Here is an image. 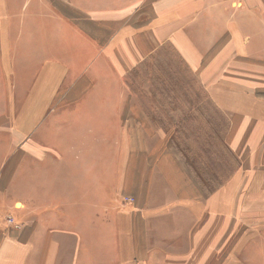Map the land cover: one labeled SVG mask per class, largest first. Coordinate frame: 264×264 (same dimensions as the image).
Returning a JSON list of instances; mask_svg holds the SVG:
<instances>
[{
    "label": "rangeland",
    "instance_id": "1",
    "mask_svg": "<svg viewBox=\"0 0 264 264\" xmlns=\"http://www.w3.org/2000/svg\"><path fill=\"white\" fill-rule=\"evenodd\" d=\"M232 7L229 14L235 20L237 18L239 20L240 25L237 27L235 24V32H243L242 42L249 43L248 56L232 53L222 56L221 54L201 56L195 50L186 51L185 54L169 45L161 48L160 55L135 56L132 54L135 49L134 43L129 40L112 39V31L105 34L103 40L91 38L88 41L89 45L85 44V41L83 43V41L72 40L76 55L80 53L78 51L81 48L88 46L91 50L90 58L94 67V78H96L92 95L98 101L95 107L101 105L104 112L106 111L105 114L100 115V119L107 125L106 143H111L115 139V143L110 146L115 150L107 149L105 158L116 164L122 161V166L118 168L113 164L107 165L106 173L100 183H96V179L90 180V199L85 201L88 204L85 207L90 208V225L87 227L88 232L85 236V232L80 230L81 224H78L80 219L75 220L73 217V226L79 228L76 230L79 232H73L77 238L75 242L80 239L82 233L86 239L94 238L98 230L94 231L93 226H100L99 231L104 230L110 222L108 213L112 208L119 211L120 208L129 207L127 202L132 198L122 196L118 199L115 185L119 176L123 175V171L129 178V173L132 171H130V161L127 160L130 158L132 160L133 149L138 144V168L146 171V176L151 177V173H153L152 176L158 173L153 177L156 180L159 179L161 168L154 169L153 165L160 163L161 159H177L186 167L183 169L187 171L189 179L197 183L203 198L209 200V197H212L213 205L216 202L217 208L214 211L215 208L211 209L206 200L207 204L203 213L206 215L204 223L208 226L212 224V228L214 225L218 228L214 232L218 240H216L217 252L212 254L216 260L207 261L209 251L214 249L210 247L213 243H207L213 232L207 231L202 233L204 237L200 235V240L204 239L201 248H198L201 258L194 257L192 253L184 259L185 264H264V0L260 3L250 1L244 3L243 7H239L236 3ZM40 10L43 12L44 32L37 34L38 26L34 24V9H26L27 59L30 58L29 52L34 46L39 48L44 45L46 50L50 51L54 46L53 41L63 44L62 40L51 39L52 41L47 42V38L59 23L53 19L55 16L49 13V9L40 8ZM15 11L16 9L14 13ZM23 14V12L19 15L15 13L16 16ZM247 20L249 24H246ZM14 27L15 25L12 27L13 30ZM15 28L17 31V26ZM196 34L197 27L191 31L192 36ZM158 42L160 41H155V43ZM193 45L195 48L194 43ZM101 50L105 54L102 56L104 58L93 66L95 57ZM83 58L81 56L82 63ZM124 68L127 70L119 75ZM213 79H217V84L221 85L225 94L219 96V90L213 86L216 84ZM219 97L222 99L227 97L234 102L227 103L229 100H224L225 104L217 103L215 99L221 100ZM113 106L116 107L115 115L113 111L109 113V109ZM12 108L11 116H16L17 110L13 105ZM6 121L8 120L5 118L0 120V123L2 122L0 159H3L0 178L9 167L10 174L8 182L0 187V222L5 226L1 229L3 233L13 238L17 235V232H14L17 227L8 222V218H12L18 225L20 221L22 222L23 216L19 215L22 213L27 215L25 222L32 223L35 211L40 207L34 200L35 195L37 200L46 201L47 207L50 206V202H57V205L61 206L64 200L52 198L58 195L66 198L68 195L77 193L74 184L82 181L81 175L75 172V163L82 159V155L88 154V159H92L97 158L98 153L90 151L88 146L87 151L77 152L74 150L76 145L73 148L68 145L62 151L67 153V157L62 159L59 157L58 160L60 159L61 162L53 164V158L49 156L52 153L45 152V155L38 156L37 152L30 149V145L33 144L37 148V143L42 145L44 139H49L47 135H43V132L39 130L26 137L13 135L12 127L8 128L5 125ZM62 121L66 123L64 127L68 128L69 134L74 130L82 129L80 125H77L80 122L71 119ZM50 123L51 120H45L37 127L46 130L49 129ZM135 123L140 126L143 124L151 126L154 133L150 135L142 132L136 135ZM58 127L64 128L60 125ZM54 129L57 128L54 127ZM129 137L136 142L133 146L125 145L122 155L117 152V148L121 141L129 140ZM77 139L73 136V140ZM159 142L163 144L170 156L165 150L160 154L164 157L157 155L158 150L162 148ZM127 147L131 148L132 152L127 153ZM18 148L24 152L19 154ZM142 150L151 160L150 168L143 163L145 159H143ZM248 151H250L251 168L245 173L247 175L248 172L251 175V183H235L231 184L229 189L225 188L227 186L225 181L231 175L242 174L244 170L241 168L242 160L248 155ZM85 161L88 160H82V162ZM126 162L127 167H125ZM45 164L48 165L43 167ZM23 177H26L25 181ZM149 184L150 182L141 192L145 194ZM187 186L188 184L183 186V189ZM160 187L163 188V198L168 200L171 197L169 186L163 184ZM190 187L193 191L194 185ZM74 198L76 199V195ZM134 200L135 198L132 199ZM28 202L31 205L35 204L30 209L19 208L20 205ZM77 203L81 205L82 201L75 200L68 206L76 209ZM164 206L165 212L171 211L169 207L171 205L166 203ZM40 212L38 211V214ZM211 213L215 214V223H213L214 219L209 220ZM38 218L40 221L39 215ZM246 233L250 239L247 243H243L245 237L242 238V235L246 236ZM175 238L177 239L174 242L182 243L181 250L184 251L188 238L186 240L181 232L177 233ZM118 247L123 249L121 243H61L57 246L51 244L45 249L43 255L51 261L56 260L57 264H105L103 259L105 255L111 251L112 257ZM156 259L159 258L156 257ZM171 260L169 258L170 264ZM121 264H129V262H121Z\"/></svg>",
    "mask_w": 264,
    "mask_h": 264
},
{
    "label": "crops",
    "instance_id": "2",
    "mask_svg": "<svg viewBox=\"0 0 264 264\" xmlns=\"http://www.w3.org/2000/svg\"><path fill=\"white\" fill-rule=\"evenodd\" d=\"M250 1L261 2V0H0V120L4 118L8 120L5 125L8 128L12 127L13 135L26 137L38 130L42 131L43 135H47L49 139H44L42 145L37 143V148L33 144L30 145V149L37 152L38 156L45 155V152L52 153L48 154L53 158V164L61 162L60 159L58 160L59 157L61 159L67 157V153L62 151L68 145L72 148L76 145L74 150L77 152L87 151L88 146L90 151L98 153L97 158L92 159H88V154L82 155V159L75 163V172L81 175L82 181L74 184L77 193L66 198L61 195L52 198L64 200L61 206L57 205V202H50V206L47 207V202L37 200L35 195L34 200L40 207L35 211L33 222L26 223L27 215L19 213L23 218L14 231L17 235L13 238L3 233L1 229L5 226L0 222V264H57L56 260L51 261L50 258L45 257L43 252L51 244L57 246L61 243H121L123 249L118 247L113 252L114 258L113 255L111 257V251L105 255L103 258L105 264H121V262L170 264L169 258L172 259L171 264H185L184 259L192 253L194 257L201 258L198 248H201L204 239L200 240V235L207 231L213 232L207 243H213L210 247L214 248L209 251L207 261L216 260L212 254L217 252L218 240L214 232L218 228L215 225L212 228V224L208 226L204 223L206 215L203 213L207 204L205 201L208 199L203 198L197 183L189 179L187 171L183 169L186 167L177 159L171 157V160L161 159L160 163L153 165L154 169L161 168L159 172L161 180L153 177L158 173L153 176L151 173V177L146 176L147 172L138 168V144L133 149L132 160L131 158L127 160V157L125 159L130 161L132 172L129 171V178L123 171L121 172L123 175L119 176L115 185L118 199L126 196L135 200L127 202L129 204L127 209L120 208L118 211L112 208L108 213L110 222L104 230H101L102 233L99 231L100 226H93L94 231L98 230L94 238L86 239L82 233L80 239L75 242L77 238L73 232L79 228L73 226V217L75 220L80 219L78 224H81L80 230L85 232V236L90 225V208L85 207L88 205L85 201L90 199V180L96 179L95 182L100 183L106 173L107 165L113 164L118 168L122 166V161L116 164L105 158L107 149L115 150L114 147L110 148L115 143V139L111 143H106L107 125L100 119V115L105 114L106 111L104 112L101 105L95 107L98 101L92 95L96 78L90 58L91 50L87 46L81 48L78 51L80 53L76 55L73 41H83V43L85 41V44L89 45L88 41L91 38L103 40L105 34L112 31V39L129 40L134 43L135 49L132 54L135 56L160 55L164 45L173 46L185 54L186 51L195 50L201 56L220 54L222 56L230 53L248 56L249 43L242 42L243 32H235V24L239 27V20L238 18L235 20L229 13L236 3L239 7H243L244 3ZM30 8L35 12L34 24L38 26L37 34L44 32L42 29L44 18L40 8L49 9V13L55 16L53 19L59 25L53 29L47 42L54 39L62 40L63 44L53 41L54 46L50 51H47L44 45L39 48L34 46L32 51H28L30 58L27 59L26 9ZM14 9L17 15L21 12L24 14L20 15L21 17L16 16ZM246 24H249L248 20ZM13 25L17 26V31L15 27L14 30L12 29ZM196 27L197 34L192 36L191 31ZM155 41L160 42L155 43ZM104 55L101 50L95 57L93 66L98 61L101 62ZM81 56L84 57L83 63ZM127 68H124L119 75ZM213 81L216 83L213 86L219 90V96L225 94V90L217 84V79ZM219 99L221 100L218 101L217 98L215 100L221 104H225L224 100H229L227 97L224 99L219 97ZM233 102L234 100H229L227 103ZM12 105L17 110L16 116H11ZM112 109H109V113L113 111L115 115L116 107L113 106ZM65 119L80 122L77 125L82 129L80 131L73 129L74 132L69 134L68 128L64 127L66 123L62 121ZM45 120H51L50 127L41 130L37 125H41ZM59 125L64 128H59ZM150 127L147 124L140 126L135 123L134 132L136 135L142 132L151 135L154 131ZM73 136L78 139L73 140ZM134 142L131 137L129 140L121 141L117 152L123 155L125 145L133 146ZM161 146L157 155L166 151L163 144ZM6 150L8 152L9 148L7 147ZM18 150L19 154L24 152L20 151V148ZM129 151L132 152L131 148L127 147V153ZM142 152L145 159L143 163L150 168L151 160L143 150ZM247 153L241 164V168L244 169L242 174L231 175L225 181L227 185L225 188L229 189L230 185L235 183H251V175L245 173L251 168L250 151ZM167 154L170 156L168 152ZM160 157L164 156L160 155ZM86 159L88 161L82 162ZM2 163L3 159H0V167ZM127 165L126 162L125 167ZM9 174L10 167L1 175L0 187L8 182ZM23 180L25 181L26 177H23ZM149 182L148 190L144 194L141 191ZM163 184L169 186L171 191L168 200L163 198V188L160 187ZM186 184L188 186L183 189ZM190 185H194L193 191ZM211 198L209 197L208 205L216 211V202L213 205ZM75 200L82 201L81 205L77 203L76 209L69 208L68 204ZM166 203L171 205L169 206L171 211L165 212ZM34 204L28 202L20 205L19 208L30 209ZM38 211H41L40 214ZM98 212L100 215V211ZM212 219L215 223L214 213L210 214L209 220ZM180 232L186 240L188 238L187 245L185 241L184 251L181 250L182 243L174 242L177 239L175 235ZM244 237L243 243H247L250 236L246 233V236L242 235V238ZM156 257L159 259L155 260Z\"/></svg>",
    "mask_w": 264,
    "mask_h": 264
},
{
    "label": "built area",
    "instance_id": "3",
    "mask_svg": "<svg viewBox=\"0 0 264 264\" xmlns=\"http://www.w3.org/2000/svg\"><path fill=\"white\" fill-rule=\"evenodd\" d=\"M131 200L129 199V201H131ZM8 222L12 223V225H14L15 227H18V225L16 223H14L12 218H8Z\"/></svg>",
    "mask_w": 264,
    "mask_h": 264
}]
</instances>
